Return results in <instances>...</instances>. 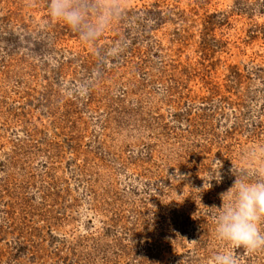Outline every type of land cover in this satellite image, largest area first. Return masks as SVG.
<instances>
[{"label":"rangeland","instance_id":"1","mask_svg":"<svg viewBox=\"0 0 264 264\" xmlns=\"http://www.w3.org/2000/svg\"><path fill=\"white\" fill-rule=\"evenodd\" d=\"M0 264H264V0H0Z\"/></svg>","mask_w":264,"mask_h":264}]
</instances>
